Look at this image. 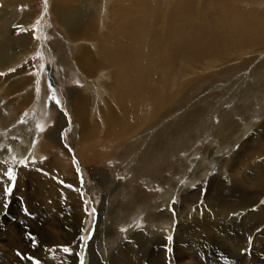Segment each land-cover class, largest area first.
I'll return each instance as SVG.
<instances>
[{"label": "rangeland", "instance_id": "374dc122", "mask_svg": "<svg viewBox=\"0 0 264 264\" xmlns=\"http://www.w3.org/2000/svg\"><path fill=\"white\" fill-rule=\"evenodd\" d=\"M6 1L0 0V13L7 8ZM120 1L130 3L131 0H78L66 6L70 10L74 5H82L79 6L83 9L82 15L76 16L73 29H67L58 21L53 10L55 0H47V5L45 0H31L27 15L12 14L5 24L0 21V57L10 59L8 63L0 61V73L4 74L0 75V92L4 90L0 93V112L10 115L12 111L14 116L10 126L8 122L0 124L3 137L0 164L5 166L0 172L14 167L18 177L19 170L32 177L35 171L39 175L24 179V194L18 189L17 180L12 196L4 195L1 200L9 197L8 207L0 202V229L5 228L10 239L9 244L8 240H1L5 252L0 255V264L3 260L4 264H33L17 252L36 259L41 252L46 258L55 253L50 249L61 245L71 246L72 254L84 255L85 264H91L92 239L96 236L94 243H100V236L103 241L102 235L109 237L110 232L105 242L107 264H163L164 256L157 254L154 240L150 239L152 232L157 231L165 233L166 238L172 237L171 252L188 251L191 264H247L243 256L246 257L248 250L260 252L258 259L261 261L256 262L264 264V229L253 227L246 237L247 245L241 250V257L229 256L224 251L230 250L223 246L229 242L215 240L212 234L217 221L227 226L230 218L220 216L218 212L222 210L208 204L215 201L210 198L216 195L222 182L223 187L228 182L223 195L230 198L236 194V189H245L246 182L239 179L244 176L247 181L252 180L255 166L264 161V29L260 28L264 24L258 17L251 22L253 28L235 26L228 19V12L235 8L264 14V0H149L151 11L145 18L148 38L145 43L159 46V52L166 55L161 58L166 63L167 73L160 85L163 89H159L154 99L150 100L149 94L137 95L141 99L140 117H133L129 111V98L133 94L125 88L124 69L128 62L105 65L98 55L102 54L100 47L118 28L115 5ZM18 25L25 30H19ZM84 51H88L98 65L92 64L97 69L94 73H86L93 84L87 81L85 74L72 67ZM49 84L56 88L59 105L52 99ZM81 96H85L84 101ZM60 118L64 124L58 128ZM24 128L27 136L32 137V145L19 159L11 154L12 144L21 142ZM51 132H57L59 144L50 141ZM38 141L52 153L35 156L33 151ZM55 152L61 154L58 153V160L54 159ZM64 152L71 161L72 179L79 187L76 205L81 212L80 215L74 213L75 217L69 197L53 200L43 189L47 178L56 189H64L70 183L69 175H62V165L67 159ZM25 157L27 168L18 163ZM33 158L37 161L35 164L31 163ZM226 163L228 169L222 167ZM194 174L200 178L188 184V178ZM232 179L239 181L237 188L229 185ZM173 183L175 190L168 195ZM183 189H187L191 198L198 194L197 205L191 207L192 211L202 208L197 215L203 220L202 225L199 221L191 224L190 229L196 227L194 236L191 234L196 241L186 246L176 241V231L182 225L179 212L183 211L184 215L189 211L184 209L185 212L184 203L178 200V196H184ZM136 195L140 196L135 198L138 200H134ZM132 199L146 208L137 217ZM85 200L89 201V209H96L94 217L86 215ZM258 205L264 206V195L253 208H259ZM25 208L31 215L25 214ZM166 208L176 213L170 228L160 227L150 218ZM230 224L237 229H247L240 220ZM184 227L186 225L180 229ZM82 229L93 232L84 249L79 240ZM28 233L37 236L38 241L43 237L49 243L38 250L27 237ZM257 239L262 248H254ZM176 260L173 263L180 264Z\"/></svg>", "mask_w": 264, "mask_h": 264}, {"label": "bare ground", "instance_id": "6f19581e", "mask_svg": "<svg viewBox=\"0 0 264 264\" xmlns=\"http://www.w3.org/2000/svg\"><path fill=\"white\" fill-rule=\"evenodd\" d=\"M30 1L31 0H7L6 4H5L7 6V8L2 9V13H0V21L2 22V24H5V22L8 21V19H9L8 17H10L12 14L27 15L28 11H29V6H30V3H31ZM77 1L78 0H55V3L53 5V10L55 12V15L57 16V19H59L58 21L61 24H64L67 27V29L68 28L73 29L75 27L73 22L75 21L76 16L81 17V15H82L83 9L79 7V6H82V5H76V6L74 5V7H71L72 9H70V10L65 8L68 5H72L74 3H77ZM89 1H92V0H89ZM116 6H117L116 14H117V16L119 18V19H117L118 22H119L118 25H117L118 28H116L115 31H113L110 34V36H109L110 38L107 41H105L104 46L100 47V48H102V54L99 52L100 54H98V55H100V57L102 59L101 61H103V63L105 65L106 64H110V65L111 64H117V65L120 64V65H122V63H127L128 62V67L126 66V68L124 69L125 74L127 75V77H126V83L127 84H125V88H126V91H128L129 93L133 94L132 97L129 98V100L131 102L129 104V111H131V113L134 114L133 117H135V115L140 117V114H141V111H140L141 99L138 98L137 95H141L140 97H142L143 95L149 94L150 95L149 97L151 98L150 100H152V98L153 99L155 98V95L157 94V92L160 89V85H162L164 83V80H165V76H166V73H167L165 71L166 70V63L161 58V57H163L162 55H164V54L159 52V48H158L159 46L157 47V46L154 45L155 47H152V45L145 43L146 38H147V35L145 36V34L147 32L144 29L146 27L145 18L147 16V14H149V12L151 11V6H150L149 0H131L130 3H126V2L120 1L119 3H116L115 7ZM228 15H229V18H228L229 21L231 20L229 23L234 24L235 26L236 25H243L244 27L253 28L251 22L254 23V21L257 19L256 17L261 18V21L264 24V21H263L264 20V14H258L256 12H245V11L239 9V8H235L233 11L231 10L230 12H228ZM240 21H242V22H240ZM255 27H257V26L255 25ZM260 28L264 29V27H260ZM260 28H258V29H260ZM260 31H262V30H260ZM261 34H263V33H261ZM72 39H74V37ZM81 40H83V39L81 38ZM164 56H166V55H164ZM9 60L10 59L7 56L5 58L4 57H0V61L1 62H5V61L9 62ZM75 61H76V62H74L75 66H72V67L75 70L79 71L80 73L85 74L87 78H88L87 74H92V73H94V71L97 70L96 67H93V66H97L98 67V65H97V63H95L93 61V58L91 57V55H90V53L88 51H84L83 53H81V55L78 56L77 59H75ZM92 64H93V66H92ZM124 67H125V65H124ZM121 69H123V68H121ZM122 72H123V70H122ZM89 78H88L87 81L90 84H93L94 81L93 82L90 81ZM121 81L123 83V79H121ZM99 83L100 82L97 79V84H99ZM161 89H163V88H161ZM161 89H160V91H161ZM0 90H1V87H0ZM6 90H8V89H6ZM3 91H1L0 93H2ZM72 95H75V94H72ZM16 99H17V97H16ZM84 99H85V96H81V100L84 101ZM17 100L19 101V98ZM4 112L3 111H2V113L0 112V114L2 115V117H0V124L6 125L5 123L8 122L7 126H10L9 125L10 119L12 120V118L14 117L13 116V112L12 111H10V112L8 111L10 113V115L5 114ZM3 114H5V115L3 116ZM121 114H123V113H121ZM145 117L146 118L148 117V120L150 118L149 115L147 116V114H146ZM111 120H112V118H111ZM63 124H64L63 118H60L59 119V123L57 125V126H59L58 128H60ZM1 127H3V126H1ZM87 128H88V126H87ZM94 129H91V130L94 131ZM22 130H23V132L21 131V133H23V135L21 137V142H17V143L12 144V153H11V154L17 155L19 159H21V157L25 154V152L28 151V149L32 145V137L29 138V136H27L28 133L26 131V128H24ZM81 130H83V129H81ZM108 130H110V129H108ZM11 133H13V131ZM88 135H89V133H88ZM104 135H106V134H104ZM93 136H95V135H93ZM44 137H46V136H44ZM48 137L50 138V141L52 140L51 141L52 143L56 144V143L59 142V140L57 139V132H51V134ZM85 138L87 139L88 137H85ZM107 138L111 139L109 137H107ZM2 139H3V137L0 138V141ZM103 139L106 140V138H103ZM38 142L39 143L36 144V147H35L34 151L32 150L34 152V155L37 156V157H42L44 155L47 156L50 152L48 153V151H47L48 149L47 150L45 149V147H44V145H43V143L41 141H38ZM47 145H48V143L45 142V146H47ZM93 145H94V143H93ZM103 149H105V148H103ZM53 150H54V148H53ZM101 151L104 152L103 150H101ZM58 153L59 152H55L56 155L54 154V159L55 160H58ZM11 154L10 155L7 154V156H11ZM63 155L65 157L67 155V153L64 152ZM66 158L67 159L65 160L64 165H62V170H63L62 175L64 173L66 174V176L69 175L70 179L69 178H67V179L70 180V183L68 185H71L72 187L70 188L66 184V188H64V189H62L61 187H58L59 189H56L54 184H52V182H49V180L47 178L45 180V182H44L43 189H44V193H46V195L53 197L52 198L53 200H56L57 198H59L61 196L62 197L63 196L69 197L71 199L70 200L71 202H70L69 205L72 208L71 212H72L73 216H74V213H76L77 215H80L81 208H79V205H76L77 197H79L78 196L79 191L75 190V189H78L79 187H78L77 184H75V179H74V181L72 179L73 171L71 170V167H72L71 164H70L71 161L68 159L67 156H66ZM4 167L5 166L0 164V168L1 169L4 168ZM222 167H225V168L228 169L227 163L224 166H222ZM19 168H21V167H19ZM229 169H230V167H229ZM254 170H255V176H253L252 180L250 179V181H247L246 180L247 178H245L244 176H242L239 180H244V182H246L245 184H247L248 187L252 186V187L257 188V189L250 190V189L247 188V186H245L247 189L246 188L245 189L244 188H240V189L238 188V189H236V194L233 195L232 198H230L228 196L223 195V192L227 189L226 187L228 185V182L225 183L226 184L225 187H223V182H222L220 184V186H219L220 189L218 188V191L216 192V195H214L213 197L210 198V199L214 198L215 201H213L211 203L208 202L210 207H212V206L215 207L216 206L217 208L222 210L221 212L220 211L218 212V214L220 216L221 215H227L230 218V220H227V222H228V224H226L227 226H222L217 221V223L215 225L216 229H215V231H213L212 236H213V239H215V240L222 239L223 241L226 240V241L229 242V243H227V245L223 244V246L227 250H230V251H224V252H226V253L228 252L229 256L231 255L232 257H235L236 255L240 256V254H242L241 250L246 248V245H247L246 237L251 233L250 231H251V229H253V227H255L257 225L258 226L257 229H259V228H262V230L264 229V206L259 207V205H258L259 208H257V207L253 208V206H255L259 202L260 196L262 197V195H264V161H262L261 163L257 164L255 166ZM34 173L35 174L32 177L31 174H29V173L26 174L25 172L19 170L18 189L23 194L25 193V188H24V184H23L24 179L28 178L27 176H31L32 179L35 176H37V178H38L39 175L37 174V172L35 171ZM242 174H244V173H242ZM201 175H202V173H201ZM230 175L233 177V175L231 173H230ZM63 176H65V175H63ZM63 178H65V177H63ZM199 178H200L199 176H196L194 174V176L192 178L191 177L188 178V179H190V181L188 180L187 183L189 184L191 182H195ZM39 179H40V177H39ZM31 182L33 183V181H31ZM184 183L185 182H183L182 184H184ZM6 184H7V179L5 177H0V202H3V204H2L3 206H4L5 203H7V204L9 203L8 202L9 201V197L6 198L7 200L1 201L4 198V194L2 193V186L6 185ZM174 185H175V183L171 184V186H170V188L168 190L169 192L167 191L168 195H171L172 192H174V190H175V189L173 190ZM229 185H231L232 189L237 188L238 185H239V181H233V179H232V182L229 183ZM30 186H32L31 183H30ZM223 188H225V189H223ZM46 190H47V192H46ZM184 191H185L184 196H182V198H180L178 196V200L180 201V199H181L182 203H184L183 204V206H184L183 210L184 209H188L189 211L186 212V210H184L186 212L184 215H182L183 211L179 212V220H180L179 222L182 225H186V228L184 227L185 229H180L182 227V225H181V227L179 226L180 228L178 227L179 229H177V231H176V241H177V243L183 242L182 245L186 246L188 244H191L193 241H196V239L191 237V234L194 236V234L196 232V227L190 229L191 224L194 223V222L198 223V221L201 224V223H203V220L201 221L200 216L197 215V214L201 213L202 208L201 207H196L194 209L195 211H192L193 208L191 207V205H193V204H194V206L197 205V203H195V201L199 197L198 194H197V196L195 198H193V197L191 198L190 197L191 196L190 193L189 194L187 193V189L184 190ZM26 192H27V190H26ZM139 197H140L139 195H136L134 197V200H138V199H135V198H139ZM132 201H133V199H132ZM27 202H30L29 197H28ZM133 202H134V205L136 207L135 209H133V212H134L135 217H137L139 214L144 212V210H146V208L143 207V205L141 204L140 201H133ZM206 202H207V200H206ZM26 205H28V204L26 203ZM203 208H204V206H203ZM164 210L165 211H163V212L161 211V213H157V212L153 213L152 217H150V218L158 226H160V227L167 226L168 228H170L171 225L173 224V221H174L175 217L173 216L172 212L168 208H166ZM234 213L236 215H233ZM1 217H3V216H1ZM181 220H183V221H181ZM235 220H240V223L246 224L247 225V229H237L236 226L233 227L230 224V222H234ZM180 224H178V225H180ZM211 225L214 226V224L212 222H211ZM192 229H195V230H192ZM198 229H200V228H198ZM4 230H5V228L4 229H0V243H1L2 239H6V240H8L7 242L9 244L10 239L8 238V235H7L6 232H4ZM257 232H259V231H257ZM263 232H264V230H263ZM43 233L45 234V232H43ZM152 233H154V234L150 235L151 236L150 239L152 241L154 240L153 243H154L155 248L157 249V254L161 253L164 256L165 264H174L173 263V262H175L174 259H177L178 263H180V264H191V263H189V259H191V258H190V254H188V251H181L180 252L181 249H178V251H176V253L175 252H171V251H169V249H170V246H169L170 240L168 238H166L165 233H161L160 231H157L156 233L155 232H152ZM110 234H111V232L108 234L109 237H107L105 234H103L102 235V240L103 241H101V236H100V243H96V244L94 243V240H96V236H94V238L92 239L91 246H90V255H91V258H90L91 262L90 263L91 264H104V263H106L105 255H106V253L108 251V248L105 246V242L107 243V239L110 238ZM40 237H41V235H40ZM39 239H40V241H39V243H38V245L36 247H37L38 250H40V249L42 250V247L47 245V243H49V240H45L43 237H41ZM259 239H260V237H259ZM5 245L7 247V244H5ZM123 245H126V244H123ZM52 246H54V245H52ZM120 247L122 248V246H120ZM144 247H146V246H144ZM180 248H183V247H180ZM254 248H256V249L262 248V246L260 245V241H258V239H257V244L255 245ZM220 250L223 251L222 249H220ZM3 251H4L3 245L0 244V255H1V253ZM256 251H259V250H256ZM196 252H198V251H196ZM123 253L124 252L122 251L121 256H122ZM72 255H74V254H72ZM260 255H261L260 252L254 253V251L251 252V251L248 250L247 254L245 253L246 257L243 256V258L246 259V262L248 261L247 264H257L256 261H261L260 259H258L260 257ZM263 255H264V253H263ZM195 256H196V254H195ZM38 259L43 262V263L40 262V264H60V263L61 264H76V262L78 264V261H79L77 253H75L74 256H71V255H66L65 253L59 252V251H56L55 253L47 256L46 258L41 255V252H39ZM3 262L5 263V260H3ZM6 262H9V261H6ZM164 262H163V264H164ZM25 263H26V261H25Z\"/></svg>", "mask_w": 264, "mask_h": 264}, {"label": "snow or ice", "instance_id": "6c2138e0", "mask_svg": "<svg viewBox=\"0 0 264 264\" xmlns=\"http://www.w3.org/2000/svg\"><path fill=\"white\" fill-rule=\"evenodd\" d=\"M45 5H47V0H45ZM19 28V30L21 31H24L25 29L23 28L22 25H18L17 26ZM27 63V62H25ZM33 67H35V65H33ZM10 71H15V69H10ZM0 75H4L3 73H0ZM48 87L51 89V92H52V99L54 101V103L56 105H59L60 104V101L59 99L57 98L56 96V88L52 85V84H49ZM44 129L41 128V131H43ZM238 147V146H237ZM13 161H15V157H13ZM37 161L33 158L31 163L32 164H35ZM19 165L22 166V167H25L27 168L29 165H28V160H27V157H25L24 159L20 160L19 162ZM77 171L79 172V168H77ZM0 175H2L3 177H5L9 183L7 185H3L2 187V192L5 196H12L13 194V190L16 186V183H17V180H18V176H17V173H16V170L14 167H10V168H7L6 170H4L2 173H0ZM83 178H81V184H83ZM60 183H63V181H60ZM183 183V181H182ZM68 187H72L71 185H68ZM77 191H79V189H75ZM81 197L83 198L84 196V193L81 192ZM175 199H173L172 203H175ZM85 203V213L88 217H94L95 216V213H96V209L93 207L91 209H89L87 207V205L89 204V201L85 200L84 201ZM4 207H8V204L5 203L4 204ZM25 211V214L27 215H31V213H28L27 211V208L24 209ZM172 212H173V216H175V210L172 209ZM233 215H236L235 213ZM87 223V221H86ZM131 227V225H130ZM121 231H127V229H121ZM82 234L81 236L79 237V240H80V247L81 249H84L87 247V244H88V241L92 238V235H93V232L92 231H89L87 229H82L81 230ZM84 233H87L86 235ZM27 237L33 242V245H38L39 241L37 240V237L35 235H33L32 233H28L27 234ZM169 240L172 239L171 236L168 237ZM50 252H56V251H59V252H63L65 253L66 255H72L73 253V248L71 246H65V245H61V246H57L53 249H50L49 250ZM169 251H171V249H169ZM17 255L18 256H21L22 259H28V260H31L33 262V264H40V261L34 257H26L24 256V254L20 253V252H17ZM78 257H79V261H80V264H85V256L84 255H81L80 253H77Z\"/></svg>", "mask_w": 264, "mask_h": 264}]
</instances>
